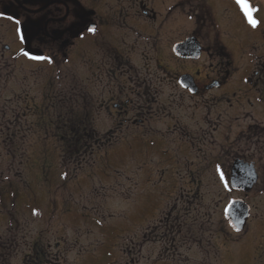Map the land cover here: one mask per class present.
<instances>
[{
    "label": "flooded vegetation",
    "instance_id": "1",
    "mask_svg": "<svg viewBox=\"0 0 264 264\" xmlns=\"http://www.w3.org/2000/svg\"><path fill=\"white\" fill-rule=\"evenodd\" d=\"M247 5L255 27L236 0H0V264H264V0ZM126 143L185 158L156 159L172 187L92 213L59 195L92 177L59 183L55 161ZM26 196L84 225L74 262L14 226Z\"/></svg>",
    "mask_w": 264,
    "mask_h": 264
},
{
    "label": "rangeland",
    "instance_id": "2",
    "mask_svg": "<svg viewBox=\"0 0 264 264\" xmlns=\"http://www.w3.org/2000/svg\"><path fill=\"white\" fill-rule=\"evenodd\" d=\"M221 41L224 44H228L227 39L223 38ZM161 117L163 119L167 118L164 116ZM97 123H99V126L105 123V118L103 115H101V121H98ZM111 146L102 148L94 147L92 154H88L85 157H81L80 155L79 157L72 158L74 161L69 163H66V161L62 162L61 160L54 162V171L57 172L56 175H60L61 179L59 183L61 181L68 180L69 177H65L64 175H82L84 178H87L84 175H91L92 178H89V181L87 182L88 187L86 190H80L78 193H76V191H59V195L64 192V195L68 199H71L69 200L70 206L74 207L75 204L78 206L79 212H82L81 209L82 207L84 209L85 205L87 211L90 213L98 212L97 210L101 206H105V208L109 206L110 210H121L123 208V204L126 203V195L133 193V189L137 188V193L145 194L146 189L170 188L172 187V179L177 176L171 175L170 173L176 170V168H172L167 164L163 165L162 167H158V161H156V159L161 158L163 161L170 163L171 158L173 157L177 164L182 162L185 163L186 161V159L182 158L178 153L175 154L176 159L174 155H168L169 151H163L166 149L164 146H146L147 149H150L151 151L156 150V152L161 155V157L156 156L157 158L134 157V153L140 149V147L135 143H126L123 144L122 147H118L114 150L110 149ZM191 153L193 156L196 154L201 155V153L197 152V149H191L189 154ZM189 154L188 157L193 158L189 156ZM178 169L181 173L187 171L186 167L183 165L178 167ZM153 170L154 172L158 171V173L152 176L153 178L151 177L149 179L148 176L150 175H148L147 172ZM53 186H55V184H53ZM32 187L34 188L35 186L32 185ZM38 197L43 198V202H45L46 198L47 201L50 202L49 199L51 196L46 195V193H41ZM53 203L56 204L59 210V197H56L53 200ZM24 204H27L28 207L26 206L22 208L21 211L24 214L29 215H27V217H15V219L20 221L18 223H14V226L18 225L21 227V229H23V234L27 236V242H32L38 235H41L43 238L47 237L50 240H52V238L55 239V237L58 238L64 236L69 240V243L74 246V240L76 238H80L81 241L82 237L85 236V232H83L84 228L82 227L84 225L81 226L80 224L77 226L78 224L76 222H71L73 218H69V216L67 218H62L59 215V212H57V217H50L52 213L49 216V210L47 208L37 205L36 198L34 196H26ZM41 209H44V211L40 213ZM50 210L52 212L54 210L52 205ZM112 214L114 213H111V215ZM108 221L110 220L108 219ZM52 222L55 223V225H51ZM100 225L102 226L98 218L95 217L91 225V228L94 229V236H98L99 231H102ZM104 248V243L99 241L94 243L92 246V249L95 251H99V249ZM72 251V258L69 260L74 262L73 257L74 255H77L78 248H75L74 246V250ZM13 264H21L20 259L14 261Z\"/></svg>",
    "mask_w": 264,
    "mask_h": 264
},
{
    "label": "snow or ice",
    "instance_id": "3",
    "mask_svg": "<svg viewBox=\"0 0 264 264\" xmlns=\"http://www.w3.org/2000/svg\"><path fill=\"white\" fill-rule=\"evenodd\" d=\"M237 4L240 5L242 7V9L245 11V14L248 18V22L255 27L258 23L257 20L254 19V17L251 15V9L250 7L247 5V0H236ZM94 29H89V31H93ZM26 54V53H25ZM223 179V176L221 177Z\"/></svg>",
    "mask_w": 264,
    "mask_h": 264
}]
</instances>
